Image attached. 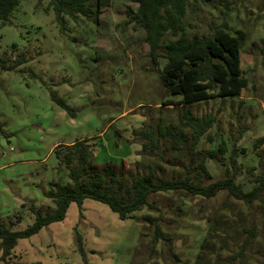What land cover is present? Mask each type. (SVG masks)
Returning <instances> with one entry per match:
<instances>
[{"label":"rangeland","instance_id":"rangeland-1","mask_svg":"<svg viewBox=\"0 0 264 264\" xmlns=\"http://www.w3.org/2000/svg\"><path fill=\"white\" fill-rule=\"evenodd\" d=\"M100 2L97 19L65 16L63 29L45 0H20L10 22H0V222L11 229L29 225L37 209L54 210L49 183L69 180L53 153L58 143L88 138L91 165L122 168L126 184L149 166L159 165L165 178L183 174L188 129L157 147L141 131L151 130L156 142L157 125L181 126L186 109L214 118L195 146L199 156L220 143L226 149L205 159L211 178L204 184L234 176L249 191L264 174V0H186L187 35L209 34L223 21L232 34L245 32L240 62L248 81L240 95L187 104L159 80L169 34L154 58L145 30L130 19L137 4ZM52 90L74 116L51 99ZM150 199L155 208L127 218L90 198L70 202L62 220L18 239L5 259L0 249V264H264V189L251 202L226 190ZM143 215L157 217L165 240L152 243Z\"/></svg>","mask_w":264,"mask_h":264},{"label":"trees","instance_id":"trees-1","mask_svg":"<svg viewBox=\"0 0 264 264\" xmlns=\"http://www.w3.org/2000/svg\"><path fill=\"white\" fill-rule=\"evenodd\" d=\"M43 0H38L41 2ZM47 8L53 11L55 20L61 28L65 27V16L76 18L78 15L98 18L101 12L100 0H45ZM137 8L130 15L131 21L138 23L146 32V41L152 57H157L160 42L165 34H169L163 42L164 65L158 70L159 80L168 94L179 95V103L187 104L208 99L212 96L229 97L240 95L247 86L240 62V48L245 40V32L237 29L232 34L225 21L216 26L209 34L197 32L187 35L182 20L186 0H131ZM20 0H0V22H10V15ZM19 61H16V64ZM156 65L158 61L155 60ZM16 66V65H15ZM15 66L9 65L7 69ZM51 99L67 113L74 116L75 109L68 105L52 90ZM184 122L181 126L168 124L157 125L156 142L152 139V131H141L153 147L157 141L174 138L183 130L190 132L188 145V161L182 164L183 174L165 178L158 175L159 165L149 166L139 174L131 176L126 184L122 168L115 169L104 165L96 169L91 165L93 157L92 145L88 138L75 139L69 144L58 143L53 153L58 163L67 169L68 182L50 181L46 197L50 198L55 208L52 211L36 210L35 219L26 227L11 229L0 222V249L2 259L20 238L29 237L43 226L64 218L70 202L81 204L83 199L90 198L108 205L111 211L120 218L134 216V212L144 206L155 208L150 198L164 193H180L183 196H214L220 190H226L235 199L251 202L259 197L264 189V174H260L258 182L252 189L245 191L235 182L234 176L223 177L203 183L211 174L206 165V158L217 159L225 152L221 143L216 149H207L200 157L195 149L201 136L212 126L213 117H193L189 109L185 110ZM187 139V138H186ZM146 148V145L143 146ZM143 220L152 225V243L166 236L161 229L157 217L143 215Z\"/></svg>","mask_w":264,"mask_h":264}]
</instances>
